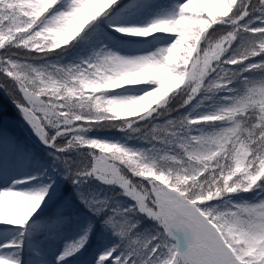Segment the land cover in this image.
<instances>
[{
  "label": "snow or ice",
  "instance_id": "1",
  "mask_svg": "<svg viewBox=\"0 0 264 264\" xmlns=\"http://www.w3.org/2000/svg\"><path fill=\"white\" fill-rule=\"evenodd\" d=\"M0 92V264H264V0H0Z\"/></svg>",
  "mask_w": 264,
  "mask_h": 264
},
{
  "label": "rangeland",
  "instance_id": "2",
  "mask_svg": "<svg viewBox=\"0 0 264 264\" xmlns=\"http://www.w3.org/2000/svg\"><path fill=\"white\" fill-rule=\"evenodd\" d=\"M2 108L4 109V107ZM2 108H0V133L15 138L22 145H27L29 147L38 150L41 146L33 136L29 126L22 119V117L19 116L18 114L19 112H17L18 110L16 108H12L8 110V112H4ZM35 140L37 142H35ZM61 193L63 196L71 198V193H72L71 185L62 184ZM82 218H86V217H82ZM72 235L73 233L71 231H68L64 234L66 239H70ZM100 239L101 237L98 234L96 238V242H99Z\"/></svg>",
  "mask_w": 264,
  "mask_h": 264
},
{
  "label": "trees",
  "instance_id": "3",
  "mask_svg": "<svg viewBox=\"0 0 264 264\" xmlns=\"http://www.w3.org/2000/svg\"><path fill=\"white\" fill-rule=\"evenodd\" d=\"M9 87H11V86L9 85ZM7 95L11 98L10 93ZM1 105H2V107H4L5 111L12 109V106L8 103V101L5 100L4 98H2V96L0 95V106Z\"/></svg>",
  "mask_w": 264,
  "mask_h": 264
}]
</instances>
